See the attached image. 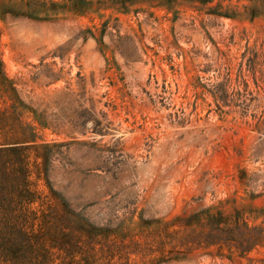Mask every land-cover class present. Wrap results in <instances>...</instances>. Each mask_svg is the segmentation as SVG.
<instances>
[{
	"label": "rangeland",
	"instance_id": "374dc122",
	"mask_svg": "<svg viewBox=\"0 0 264 264\" xmlns=\"http://www.w3.org/2000/svg\"><path fill=\"white\" fill-rule=\"evenodd\" d=\"M0 125L106 229L36 264H264V0H0Z\"/></svg>",
	"mask_w": 264,
	"mask_h": 264
},
{
	"label": "trees",
	"instance_id": "16d2710c",
	"mask_svg": "<svg viewBox=\"0 0 264 264\" xmlns=\"http://www.w3.org/2000/svg\"><path fill=\"white\" fill-rule=\"evenodd\" d=\"M19 133L6 131L5 137H0V264H36L38 253L47 247L46 241L48 247L68 255L74 245L70 219L80 221L76 230L91 234L106 230L83 221L65 201L53 204V189L43 199L29 179L25 145L29 139ZM53 221L62 223L54 243Z\"/></svg>",
	"mask_w": 264,
	"mask_h": 264
}]
</instances>
